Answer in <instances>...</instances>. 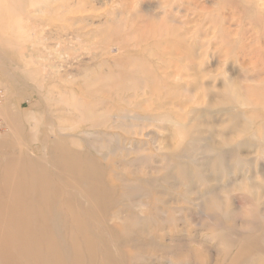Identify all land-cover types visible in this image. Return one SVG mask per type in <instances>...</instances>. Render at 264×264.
I'll use <instances>...</instances> for the list:
<instances>
[{"label":"rangeland","instance_id":"374dc122","mask_svg":"<svg viewBox=\"0 0 264 264\" xmlns=\"http://www.w3.org/2000/svg\"><path fill=\"white\" fill-rule=\"evenodd\" d=\"M52 121L111 125L94 264H264V0H0V141Z\"/></svg>","mask_w":264,"mask_h":264},{"label":"bare ground","instance_id":"6f19581e","mask_svg":"<svg viewBox=\"0 0 264 264\" xmlns=\"http://www.w3.org/2000/svg\"><path fill=\"white\" fill-rule=\"evenodd\" d=\"M50 124L46 130L38 128V136L21 132L24 144L16 143L20 132L0 141V150L7 149V163L0 171V264H83L82 253L88 264H94L96 241L89 227L97 219L106 235L124 243L118 235L120 228L97 216L114 205L111 197L116 195L109 176L111 159L103 162L96 157L102 154L98 150H106L104 160L110 155L111 125H90L103 127L99 134L103 142L97 143L98 150L92 153L88 151L95 147L92 145L78 150L72 144L67 146L66 140L74 133L62 134V125ZM47 155L50 160L46 161ZM9 182H15L18 189L10 188ZM9 243L14 247L8 252ZM99 245L107 248L101 253L105 264H125V259L114 258L104 243Z\"/></svg>","mask_w":264,"mask_h":264}]
</instances>
